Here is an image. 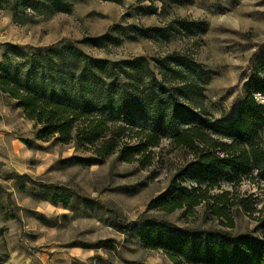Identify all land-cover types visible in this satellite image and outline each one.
Instances as JSON below:
<instances>
[{"label":"rangeland","instance_id":"obj_1","mask_svg":"<svg viewBox=\"0 0 264 264\" xmlns=\"http://www.w3.org/2000/svg\"><path fill=\"white\" fill-rule=\"evenodd\" d=\"M37 1L39 8L32 9L27 0H0V63L10 45L37 50L110 33L118 42L105 48L86 43L81 47L94 57L112 60L145 55L160 78L156 58L172 52L199 64L210 75L203 92L214 119L235 113L245 98L243 86L264 50V0H125L123 4L62 0L72 5V11L54 14L42 7L43 0ZM16 10L26 22L15 21ZM182 18L204 23L202 30L179 31L176 20ZM133 26L163 28L171 34L168 39L145 38ZM260 74L264 77V71ZM255 97L264 103V91ZM38 128L0 91V264H173L163 250L144 248L132 230H118L117 217L140 224L153 220L229 229L223 225L225 219L206 218L204 206L172 213L148 209L150 200L161 195L177 170L193 158L190 150L175 146L169 138L151 149V161L145 166L123 161L117 153L100 163L82 165L71 158L90 157L92 152L75 142L38 139ZM223 190L231 192V200L251 198L256 208L253 213L241 208L233 214V232L259 234L258 218L264 216L261 173L254 168L240 181L225 180L212 194ZM56 194L65 201L54 202ZM99 241L105 243L87 247Z\"/></svg>","mask_w":264,"mask_h":264},{"label":"trees","instance_id":"obj_2","mask_svg":"<svg viewBox=\"0 0 264 264\" xmlns=\"http://www.w3.org/2000/svg\"><path fill=\"white\" fill-rule=\"evenodd\" d=\"M27 1L32 9L39 8L40 1ZM103 1L123 4L125 0ZM42 7L51 14L72 11V5L62 0H43ZM14 17L16 22H26L17 10ZM176 23L179 31L190 34L200 32L204 25L185 18ZM133 29L137 35L157 40L171 34L163 28ZM116 42L106 33L37 50L10 45L0 63V91L39 126L38 139L75 142L92 152L90 157L71 158L78 164L100 163L117 153L123 161L145 166L151 161V149L163 138L187 148L193 158L177 170L161 195L150 200L148 209L172 213L204 206L206 218L225 219L223 225L229 229L179 227L153 220L140 224L118 217L115 226L132 230L144 248L163 250L173 264H264V216L258 218L259 234L233 232V214L241 208L255 212L253 200H231L229 190L212 194L223 181H240L254 168L264 179V103L255 97L264 91L260 74L264 50L243 86L245 98L235 113L214 119L203 92L209 73L180 52L156 58L160 78L145 55L112 60L94 57L81 47L86 43L105 48ZM133 136L138 141L124 140ZM184 181L193 185L184 186ZM53 201L65 199L56 194Z\"/></svg>","mask_w":264,"mask_h":264}]
</instances>
